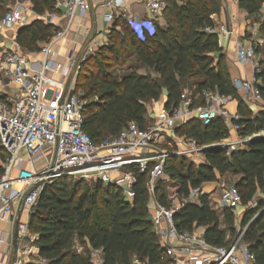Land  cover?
Returning a JSON list of instances; mask_svg holds the SVG:
<instances>
[{"label": "trees", "instance_id": "16d2710c", "mask_svg": "<svg viewBox=\"0 0 264 264\" xmlns=\"http://www.w3.org/2000/svg\"><path fill=\"white\" fill-rule=\"evenodd\" d=\"M9 1L0 0L1 20L5 16L3 6ZM28 2L36 16L52 12L56 4V0ZM165 2L163 13L167 27L154 25L152 32L143 31L140 37L130 25L118 20L115 26L120 30L113 29L109 45L88 59L77 78L76 86L83 90V98H97L87 103L83 111L84 131L95 144L119 135L130 123L145 129L147 103L159 102L165 90L168 93L165 107L171 111L180 108L187 88H194L195 94L203 99L202 104H205L202 94L207 91L238 99L213 20V16L221 14L222 0ZM238 4L253 16L261 12L264 0H238ZM260 31L264 36V23ZM56 32L55 27L35 20L19 31L17 43L26 52L38 53ZM255 52L260 54V47H256ZM133 57L152 73L143 75L132 70L122 77L113 75V70ZM255 80L264 81V59L255 71ZM257 88L263 96L264 84ZM239 103L241 119L232 125L240 128V138L253 137L246 149L229 153L227 148H210L204 154L206 163L201 165L185 156H172L165 165L169 181L159 180L153 194L149 191L153 164L145 173L137 166L128 169L137 178L132 201H128L120 187L100 180L93 187L73 184V178L58 179L47 185L30 218L31 232L39 235L36 244L40 257L48 260V264H91L89 248L87 255L77 254L72 249L78 239L86 247L101 249L105 264H130L134 256L157 264L163 249L150 217L151 196L160 205L169 207L172 200L187 198L192 190L231 175L239 178L234 186L241 195L242 205L248 206L241 224L243 229L247 227L243 243L255 256L257 264H264L263 199L256 209L250 208L258 193L264 194V135H261L264 113L253 117L246 112L242 100ZM194 107L193 101L190 109ZM175 134L192 138L199 147H204L228 140L230 129L222 118L208 126L190 119L178 127ZM5 160L6 152L0 147V177ZM221 215L223 222L212 208L209 196L202 195L198 203H188L181 208L174 220L181 231L205 229L206 242L221 247L229 245L238 235L234 211L224 209Z\"/></svg>", "mask_w": 264, "mask_h": 264}, {"label": "built area", "instance_id": "2783aa9c", "mask_svg": "<svg viewBox=\"0 0 264 264\" xmlns=\"http://www.w3.org/2000/svg\"><path fill=\"white\" fill-rule=\"evenodd\" d=\"M125 0H104L109 11L104 15L110 25L108 34L123 20L142 37L143 31L152 32L154 24L138 22L126 15ZM147 7L158 17L165 10L159 0H148ZM59 12L69 17L70 24L76 18H87L90 13L89 0H56L54 10L41 16L32 15V8L18 1L0 22V36L8 47L0 50V147L6 152L4 172L0 177V223L10 224L13 236L10 241L0 238L13 259L12 264H48V260L35 252L39 235L30 230V218L37 208L45 187L58 179L97 177L106 185H114L123 190L128 201L135 196L133 187L137 178L130 167L137 166L145 173L151 164L149 191L154 193L159 180L165 177V165L172 156L195 158L204 155L210 148L229 149V153L246 149L253 139L239 138L234 142L199 147L192 138L173 137L172 133L183 125L185 117L197 119L204 126L222 118L235 131H239L234 121L240 115H231L226 107V98L210 91L202 94L205 104L198 109H190L192 102L184 95L182 103L189 112L163 109L159 117L145 129L130 123L119 135L110 136L99 144L84 131V107L97 98L86 100L84 94L72 90L88 59L100 50L101 45L91 37L88 30L85 38L89 42L77 57H70L65 64L57 61L53 51L58 41L67 35V29L58 31L53 38L41 46L43 59L32 61L29 52L17 43L20 30L37 20L46 26L57 27ZM139 26V31L135 26ZM151 26V30L148 26ZM142 34V35H141ZM254 46L243 41L237 44V57L242 65L254 62ZM68 69L65 74L64 69ZM255 68H259L256 63ZM58 76V78H56ZM72 77L69 89L67 84ZM254 81L235 80L238 92L249 94L254 90ZM67 91V94H66ZM262 112L264 113V105ZM260 136V135H258ZM173 137L178 150L161 147V141ZM182 147V148H181ZM40 162V163H39ZM122 175L121 178H118ZM205 195L202 188L192 190L187 198L174 199L169 207L157 203L151 221L155 226L163 254L157 264H257L255 256L243 243L247 227L227 246H214L196 232L181 231L174 220L177 212L188 203H198ZM264 203V199L262 200ZM242 205L241 195L234 185L223 186L220 206L237 210ZM258 202L251 204L256 209ZM26 214V220L22 217ZM237 218V216H236ZM39 248V247H38ZM82 254L83 248L75 249ZM91 264H105L101 249L90 248ZM130 264H149L137 256Z\"/></svg>", "mask_w": 264, "mask_h": 264}, {"label": "crops", "instance_id": "0c3cea01", "mask_svg": "<svg viewBox=\"0 0 264 264\" xmlns=\"http://www.w3.org/2000/svg\"><path fill=\"white\" fill-rule=\"evenodd\" d=\"M125 9H126V15L130 18L136 19L138 22H148L153 23L154 25H159L160 27H167V21L164 17V11L162 14L158 17H155L151 11L147 7L148 0H125ZM161 1L165 7L167 6L165 0H159ZM23 2L27 3L30 7L31 4L28 2V0H24ZM89 7H90V13L87 18H76L71 24L69 17L66 16L64 12H59L60 19L57 21V32L68 30L67 35L63 40H60L57 42V44L54 46L53 51L57 54V61L60 64H65L67 62V59L70 57H77L80 55L87 43L89 42V39L85 38L86 32L89 30L91 32V37L96 40L97 43H99L102 47L108 46L110 43V36L108 34V29H110V25L105 21L104 15L108 13L109 11L104 7V0H89ZM32 8V7H31ZM33 12V11H32ZM36 16L34 12L32 13L31 17ZM250 15L243 10L239 4L238 0L234 2L233 0H222V11L219 16H213V20L215 22V32L219 36V45L221 48V53L225 57V61L228 67V71L230 74V77L234 83L235 80H241L244 82L247 81H254L255 80V65L256 64H247L242 65L238 61L237 57V44L240 41H243L245 44L249 42L247 35L251 33V22H250ZM248 45V44H247ZM261 50L264 46V40L260 41ZM263 55L264 53H260ZM257 54V55H260ZM30 59L32 61L41 60L43 59V56L38 53H32L29 55ZM264 56V55H263ZM136 60V57H133L129 60ZM264 59V58H263ZM261 62L258 61L259 64ZM130 72L132 70H137L139 73L146 75L149 73H152L148 68H146L143 65H140L137 61V66L130 67ZM195 81L191 82V84H194ZM264 81L259 80L255 83V85H263ZM185 94L188 95V99L191 100V102L194 101L195 107L193 108L198 109L202 107L204 104H202L204 101L200 97L199 94H195V90L193 89H185ZM238 99H232V98H226V107L228 111L231 113V115H239L240 114V103L239 100H242L243 106L246 109V112L251 114L253 117L257 116L258 114L262 113L263 105H264V95L261 96L259 93L258 88L256 90L254 89L249 94H244L241 92H238ZM168 101V93L165 90L163 93V96L159 102L151 101V105L147 107V126L152 123V120H156L163 109H166L165 105ZM180 110L185 113L189 112L190 109L186 108L183 104L180 106ZM189 121L187 117H185V123ZM230 129V138L228 140H225L226 142H234L238 140L240 137L238 136V132L235 131L232 126L229 124ZM261 135H264L262 133ZM173 137H178L175 132L172 133ZM173 137L166 138V140L161 141V147H163L164 144L167 147L175 146V148L178 147V145L173 141ZM180 138V137H179ZM166 149V148H165ZM175 150V149H174ZM197 164L201 165L206 163V157L205 155H199L196 157ZM194 162V160H193ZM232 181L231 185H234L239 178L234 177L231 175H226L224 177H219L218 182L215 183H206L201 188L204 191L205 195L209 196L211 206L212 208L221 216V221L223 222V216L221 215L223 213V208L220 206V197L222 193L223 186H226V181ZM220 188V190H219ZM220 191V192H219ZM264 199V194L258 193L257 198L254 203L259 202L260 199ZM155 204V205H154ZM157 201L155 198L149 203V211L151 214H153L154 207L156 209ZM248 206H244L241 210H239V221L240 226L242 224V221L244 219L245 213L247 211ZM23 221L26 220V214L22 217ZM236 218V223L237 220ZM225 227L224 225L222 226ZM13 227L5 222L0 223V238L5 239L6 241H10L11 237L13 236ZM201 229V230H200ZM196 230L195 232L201 236H204L205 229L200 228ZM78 241V239H75L74 242ZM88 246V245H87ZM90 249V246H88ZM35 252L40 253V248L35 246ZM13 259L11 255L9 254L7 247L0 243V264H12Z\"/></svg>", "mask_w": 264, "mask_h": 264}, {"label": "rangeland", "instance_id": "374dc122", "mask_svg": "<svg viewBox=\"0 0 264 264\" xmlns=\"http://www.w3.org/2000/svg\"><path fill=\"white\" fill-rule=\"evenodd\" d=\"M18 1H24V0H11V1H9L6 5H4L3 6V9H4V12H3V15H5L8 11H10L11 9H12V7L18 2ZM234 2H236L237 0H233ZM2 15V16H3ZM0 22H1V19H0ZM250 22H251V25H252V27H251V33L250 34H248L247 35V38L249 39L248 41L249 42H247V44L248 45H251L252 44V46H254V47H260V49H261V46H260V41H263L264 40V36H263V33L260 31V28H261V26H262V24L264 23V7H263V9L261 10V12L260 13H258L257 15H253V16H251L250 17ZM10 43H5L4 41H3V39H2V37L0 36V50L2 51V50H4L3 48H6V47H8V45H9ZM246 44V45H247ZM3 47V48H2ZM262 53H264V46L262 47ZM264 55V54H263ZM263 55H257L256 54V57H255V60H254V62H253V64H256L258 61H260V60H262L263 58H264V56ZM135 67V66H137V61L134 59V60H131L130 62L128 61L127 63H125L122 67H120V68H116L115 70H113V75L114 76H117V77H122L123 75H125V74H127V73H130V67ZM64 72H65V74H68V69L67 68H65L64 69ZM56 78H58V76H56ZM77 79L75 80V82H73V86H72V90L73 89H75L76 90V92L77 93H79V94H81V93H83V90H81V89H78L77 88ZM256 88H257V85H254V89L256 90ZM151 105V102H148L147 103V107H149ZM155 120L153 119L152 120V123L154 122ZM151 123V124H152ZM166 144H164L163 145V147L164 148H166L167 150H170V151H173L174 149L175 150H178V148H175V146H173L172 145V147H167V146H165ZM182 148V147H181ZM191 161H193L194 160V162L195 163H197L198 161L197 160H199V159H197L196 157L195 158H189ZM197 161V162H196ZM40 163V162H39ZM122 177V175H120L118 178H121ZM162 179H164L165 181H169V177L167 176V175H165V177L164 178H162ZM99 180L97 179V177H95V176H91L90 178H80V177H77V178H73V184H75V183H84L85 185H88L89 187H93L97 182H98ZM159 182V181H158ZM226 184V186H230L231 184H232V181H226L225 182ZM219 190H220V188H219ZM220 192V191H219ZM151 194H153L152 192H151ZM154 199V197L153 196H151V200H150V202L152 201ZM155 205V204H154ZM244 206L243 205H241L240 207H239V209L237 210V214H236V216H237V219H238V217H239V210H241L242 208H243ZM154 212H153V214L155 213V207H154V210H153ZM153 214H151V212H150V217H152V215ZM236 229H237V232H238V235L237 236H239V234H240V230H243V228H242V226H240V221H239V219L237 220V223H236ZM201 230V229H200ZM236 236V237H237ZM73 248V250L74 251H76L75 249H77V248H83V251H82V255H87L88 254V251L90 250H88V247H86L85 245H82L81 243H80V241H76V242H74L73 243V246H72ZM90 252V251H89Z\"/></svg>", "mask_w": 264, "mask_h": 264}, {"label": "water", "instance_id": "95a60500", "mask_svg": "<svg viewBox=\"0 0 264 264\" xmlns=\"http://www.w3.org/2000/svg\"><path fill=\"white\" fill-rule=\"evenodd\" d=\"M71 81H72V77L70 78V80H69V82H68V84H67V89H66V90L69 89V86H70V84H71ZM66 94H67V91H66Z\"/></svg>", "mask_w": 264, "mask_h": 264}, {"label": "clouds", "instance_id": "9594fccd", "mask_svg": "<svg viewBox=\"0 0 264 264\" xmlns=\"http://www.w3.org/2000/svg\"><path fill=\"white\" fill-rule=\"evenodd\" d=\"M136 28H137V30L139 31V26L137 25V26H135ZM149 28H150V30H151V26L149 25L148 26ZM142 35V34H141Z\"/></svg>", "mask_w": 264, "mask_h": 264}]
</instances>
